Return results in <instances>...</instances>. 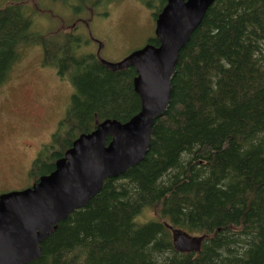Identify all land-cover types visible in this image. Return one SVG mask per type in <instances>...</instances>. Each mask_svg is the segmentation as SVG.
<instances>
[{
  "label": "trees",
  "instance_id": "trees-1",
  "mask_svg": "<svg viewBox=\"0 0 264 264\" xmlns=\"http://www.w3.org/2000/svg\"><path fill=\"white\" fill-rule=\"evenodd\" d=\"M112 1L78 0L72 11ZM142 1L155 19L166 0ZM24 5L0 6V85L24 44H39L43 63L73 85L30 165L41 175L79 133L105 117L127 119L140 98L133 66L112 70L94 52H79L83 33L34 29ZM147 209L158 218L137 221ZM173 229L201 236L200 249L177 251ZM28 264H264V0L212 2L179 51L144 158L106 177Z\"/></svg>",
  "mask_w": 264,
  "mask_h": 264
},
{
  "label": "water",
  "instance_id": "water-1",
  "mask_svg": "<svg viewBox=\"0 0 264 264\" xmlns=\"http://www.w3.org/2000/svg\"><path fill=\"white\" fill-rule=\"evenodd\" d=\"M214 0H166L154 20L157 44L146 42L118 61L96 56L115 70L133 66L139 109L125 120L105 117L79 133L54 167L31 185L0 194V264L39 259L41 243L74 210L85 207L106 177L140 162L149 147L153 122L165 110L180 49ZM177 251L197 252L202 237L172 230Z\"/></svg>",
  "mask_w": 264,
  "mask_h": 264
},
{
  "label": "rangeland",
  "instance_id": "rangeland-1",
  "mask_svg": "<svg viewBox=\"0 0 264 264\" xmlns=\"http://www.w3.org/2000/svg\"><path fill=\"white\" fill-rule=\"evenodd\" d=\"M34 1L39 6H31ZM9 2L0 0V6ZM78 3V0H25L24 6L33 17L34 29L49 32L61 28L64 32L83 33L85 40L79 52L99 50V55L108 61L122 59L155 35L153 8L142 0H114L76 14L72 8ZM159 4V0H152V6ZM72 91L68 79L43 63L39 44L19 47V55L0 85V194L30 184L29 168L36 149L51 139ZM24 141L32 142L33 146L21 151L17 145ZM150 218H158L154 209L145 210L136 220L143 222Z\"/></svg>",
  "mask_w": 264,
  "mask_h": 264
},
{
  "label": "flooded vegetation",
  "instance_id": "flooded-vegetation-1",
  "mask_svg": "<svg viewBox=\"0 0 264 264\" xmlns=\"http://www.w3.org/2000/svg\"><path fill=\"white\" fill-rule=\"evenodd\" d=\"M99 51V50H98ZM97 53V50H96V52H95V54ZM58 123V122H57ZM57 126V125H56ZM53 133V132H52ZM18 147H19V149L22 151V150H24V149H26V148H31L32 146H33V143L32 142H30V141H24V142H20L18 145H17ZM40 149H41V146H39L37 149H36V155H37V153H39V151H40ZM29 174H30V172H29ZM30 177H31V182H30V184L29 185H31L34 181H36L37 179H38V177L40 176V175H29ZM28 186V185H27Z\"/></svg>",
  "mask_w": 264,
  "mask_h": 264
}]
</instances>
